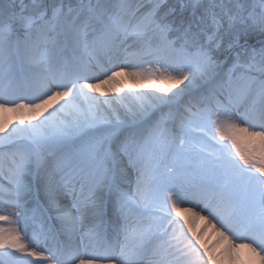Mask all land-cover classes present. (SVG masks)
Listing matches in <instances>:
<instances>
[{
    "label": "snow or ice",
    "instance_id": "snow-or-ice-1",
    "mask_svg": "<svg viewBox=\"0 0 264 264\" xmlns=\"http://www.w3.org/2000/svg\"><path fill=\"white\" fill-rule=\"evenodd\" d=\"M0 264H264V0H0Z\"/></svg>",
    "mask_w": 264,
    "mask_h": 264
},
{
    "label": "bare ground",
    "instance_id": "bare-ground-1",
    "mask_svg": "<svg viewBox=\"0 0 264 264\" xmlns=\"http://www.w3.org/2000/svg\"><path fill=\"white\" fill-rule=\"evenodd\" d=\"M123 82H124L125 90H128V87L127 86H128L129 83H131V78H123ZM105 87H108V86H105ZM183 207H193V205L186 204V205H183ZM196 211H200V209L199 208H196ZM204 214L207 215V213H204ZM200 223H201L200 220L194 221L193 227L195 229H197V230L204 229V228L201 227ZM4 226L7 227L8 225L5 224ZM202 235H203L204 239L206 241H208L209 243H211L212 241L215 240V235H214V233L211 232L210 229L205 228L204 231H203V233H202ZM237 243H241V242L240 241H237Z\"/></svg>",
    "mask_w": 264,
    "mask_h": 264
},
{
    "label": "rangeland",
    "instance_id": "rangeland-1",
    "mask_svg": "<svg viewBox=\"0 0 264 264\" xmlns=\"http://www.w3.org/2000/svg\"><path fill=\"white\" fill-rule=\"evenodd\" d=\"M203 215H205V214L203 213ZM200 222H201V223H200L201 227L204 228V223H205V222H203V221H200ZM204 229H205V228H204ZM242 258H244V259L247 258L246 250H242Z\"/></svg>",
    "mask_w": 264,
    "mask_h": 264
}]
</instances>
